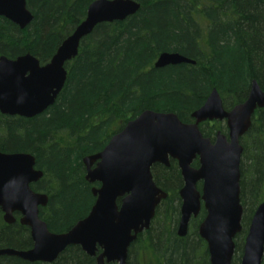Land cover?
Listing matches in <instances>:
<instances>
[{
    "label": "trees",
    "instance_id": "trees-1",
    "mask_svg": "<svg viewBox=\"0 0 264 264\" xmlns=\"http://www.w3.org/2000/svg\"><path fill=\"white\" fill-rule=\"evenodd\" d=\"M95 0H27L33 22L21 30L0 17V58L27 53L46 65L87 15ZM142 5L125 21L98 25L82 40L78 56L66 66L67 81L56 103L38 117L0 113V152L32 154L41 182L31 187L49 196L39 215L53 233L68 232L94 206V184L85 180L83 160L102 151L128 122L146 110L174 113L184 123L216 89L227 110L248 98L253 80L264 92V0H134ZM164 52L196 62L155 68ZM243 137L241 204L243 232L232 264H240L252 217L264 201V109ZM213 139L226 126L200 127ZM157 165L156 184L171 192L169 208L139 238H160L167 264H192L197 239L175 236V193L181 187L178 164ZM198 167V161L193 162ZM30 230L7 226L0 216V246L31 247ZM143 244V243H141ZM0 264H31L0 257ZM41 264V263H35ZM53 264H96L70 246ZM264 264V262H263Z\"/></svg>",
    "mask_w": 264,
    "mask_h": 264
},
{
    "label": "water",
    "instance_id": "water-1",
    "mask_svg": "<svg viewBox=\"0 0 264 264\" xmlns=\"http://www.w3.org/2000/svg\"><path fill=\"white\" fill-rule=\"evenodd\" d=\"M141 7L134 0H95L85 20L62 41L48 64L41 65L29 53L14 60L0 58V113L31 119L46 112L64 90L66 65L79 55L82 40L98 25L125 21ZM0 17L21 30L34 20L27 0H0ZM186 63L196 65L180 53L164 52L155 68ZM261 109L264 92L253 80L245 102L229 111L217 90H212L206 103L191 115L194 122L189 124L174 113L144 111L115 134L102 151L83 160L85 180L98 185L91 190L96 203L89 215L67 233H53L39 215L40 209L49 205V196L31 187L44 176L36 169V158L27 153L0 152V211L8 226L17 222L16 214L20 215V224L30 229L34 243L28 251L0 247V257L54 263L68 247L75 246L90 258L101 251L97 264H128L130 246L150 228L156 209L168 196L156 185L152 170L156 164L169 168L173 160L184 180L179 192L183 201L179 237L188 235L191 219L199 216L203 204L206 216L198 232L208 244L210 264H232L235 239L243 231L241 139ZM212 121L225 122L227 133L219 131L213 140L205 137L199 125ZM195 160L199 167L193 166ZM248 230L240 264H263L264 201Z\"/></svg>",
    "mask_w": 264,
    "mask_h": 264
},
{
    "label": "flooded vegetation",
    "instance_id": "flooded-vegetation-1",
    "mask_svg": "<svg viewBox=\"0 0 264 264\" xmlns=\"http://www.w3.org/2000/svg\"><path fill=\"white\" fill-rule=\"evenodd\" d=\"M226 109V108H225ZM233 109V108H232ZM227 110V109H226ZM231 110V109H230ZM229 111V110H228ZM20 117V116H18ZM256 117V116H255ZM22 118V117H21ZM192 123V122H190ZM215 123H221L225 125V122H218V121H212V122H203L199 125V128L201 127V125H208V126H211L212 124H215ZM188 124V123H187ZM226 126V125H225ZM201 129V128H200ZM202 130V129H201ZM219 132V131H218ZM217 132V133H218ZM222 132V131H220ZM203 133V131H202ZM216 133V134H217ZM224 133H227L224 132ZM222 132V134H224ZM248 133V132H247ZM204 135V133H203ZM247 135V134H246ZM245 135V136H246ZM205 136V135H204ZM244 136V137H245ZM206 137V136H205ZM209 138V137H207ZM214 138V137H213ZM211 139V138H210ZM243 139V137H242ZM241 139V141H242ZM213 140V139H211ZM242 144V143H241ZM243 156V155H242ZM173 161V160H171ZM170 161V163H171ZM195 161H198V160H195ZM173 162H176V161H173ZM177 164V162H176ZM193 164V163H192ZM242 164V163H241ZM157 165H160V164H156ZM155 166V167H156ZM163 166V165H162ZM179 167V166H178ZM199 167V166H198ZM37 169V167H36ZM180 170V169H179ZM180 176H181V187L179 189H177L176 193H175V209L177 210V214H176V223H175V226H174V231L176 233L175 236H172L171 238H174L176 237L177 239L179 240H183V238H188V237H191V236H195V238L197 239V254L198 256L195 255L194 257V262L195 264H210V255L208 254V244L201 238L200 236V233L198 232V229H199V226L202 224V222L204 221L205 219V216H206V209H204L203 207V204L201 206V213L199 214L198 217L196 218H193L191 219V223H190V226H189V230H188V235L181 238L179 237L178 233H177V229H178V226H179V223H180V218H181V206H182V198H180V194L179 192L181 191V189L183 188V185H184V180H183V177L181 175V172H180ZM41 182V181H40ZM156 183V182H155ZM38 184V183H37ZM157 185V184H156ZM158 186V185H157ZM198 190L201 191L202 190V183H199L198 185ZM94 187H98L97 184L94 185ZM159 187V186H158ZM164 190V189H162ZM165 191V190H164ZM166 192V191H165ZM168 194L167 198L165 200H163L160 205L158 206V208L156 209V215L154 217V219L152 220V224L150 226V228L144 232H142L141 234H139V236H142L144 235V233H147L150 229H152V227L156 224L155 223V220L158 216H161V213H164L165 210H168L166 208H169L170 205L168 204L169 201L171 200L170 197H171V192L168 191L166 192ZM120 204V202H118ZM48 207V206H47ZM47 207H44V208H47ZM44 208H41V209H44ZM40 209V211H41ZM0 216L3 218V222L6 224L5 220H4V217H3V212L0 211ZM16 219H17V222L14 224L15 226L18 225L20 227H25V226H21L20 224V219H21V216L16 214ZM244 217V216H243ZM244 220V219H243ZM7 225V224H6ZM8 226V225H7ZM242 226H243V223H242ZM28 228V227H26ZM29 229V228H28ZM30 230V229H29ZM70 230V229H69ZM243 230V228H242ZM243 232V231H242ZM242 232L240 233V235L242 234ZM57 233V232H56ZM64 233H67V232H64ZM248 234V233H247ZM240 235H238L235 239V242H236V246H237V241L240 237ZM137 238V240L130 246L129 248V253H128V264H167V255H166V250L168 248V246H163L161 244V237L160 238H154V237H148V238ZM247 236V235H246ZM245 236V238H246ZM29 238L31 239V232H29ZM245 238L243 240V242L245 241ZM143 243V244H141ZM244 245H245V242H244ZM34 246V243H33V240L31 239V247L29 248H26V249H23V250H30L32 249ZM1 247V246H0ZM2 248H9V247H2ZM13 248V247H11ZM9 248V249H11ZM244 248V246H243ZM15 249V248H14ZM18 250V249H16ZM23 250H18V251H23ZM243 252V251H242ZM64 253V252H63ZM85 253V252H84ZM102 252L99 251L97 252L96 256L95 257H92L95 261H96V264H97V259L96 257L99 256ZM86 254V253H85ZM61 255V254H60ZM86 256H88L86 254ZM243 256V254H242ZM4 258H16L20 261H24V262H28V261H25V260H22L18 257H9V256H2ZM89 257V256H88ZM91 258V259H92ZM242 258V257H241ZM57 262V260H56ZM241 262V261H240ZM31 263V262H29ZM35 263H41V264H45V263H42V262H35ZM35 263H31V264H35ZM55 263V262H54ZM46 264H53V263H46Z\"/></svg>",
    "mask_w": 264,
    "mask_h": 264
},
{
    "label": "rangeland",
    "instance_id": "rangeland-1",
    "mask_svg": "<svg viewBox=\"0 0 264 264\" xmlns=\"http://www.w3.org/2000/svg\"><path fill=\"white\" fill-rule=\"evenodd\" d=\"M194 255L198 256V254H197V250H195V254H194ZM194 257H195V256H194ZM192 264H195L194 259H193V261H192Z\"/></svg>",
    "mask_w": 264,
    "mask_h": 264
}]
</instances>
